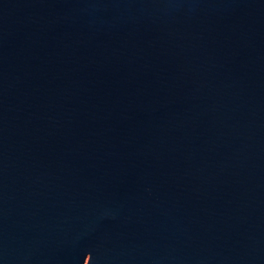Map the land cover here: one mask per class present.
Instances as JSON below:
<instances>
[{
	"label": "water",
	"instance_id": "95a60500",
	"mask_svg": "<svg viewBox=\"0 0 264 264\" xmlns=\"http://www.w3.org/2000/svg\"><path fill=\"white\" fill-rule=\"evenodd\" d=\"M0 264H264V0H0Z\"/></svg>",
	"mask_w": 264,
	"mask_h": 264
}]
</instances>
